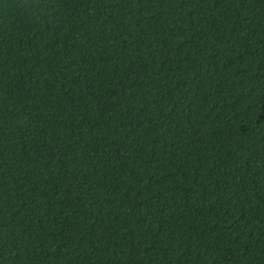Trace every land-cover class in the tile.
<instances>
[{
    "label": "trees",
    "instance_id": "obj_1",
    "mask_svg": "<svg viewBox=\"0 0 264 264\" xmlns=\"http://www.w3.org/2000/svg\"><path fill=\"white\" fill-rule=\"evenodd\" d=\"M0 264H264V0H0Z\"/></svg>",
    "mask_w": 264,
    "mask_h": 264
}]
</instances>
